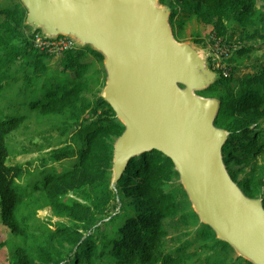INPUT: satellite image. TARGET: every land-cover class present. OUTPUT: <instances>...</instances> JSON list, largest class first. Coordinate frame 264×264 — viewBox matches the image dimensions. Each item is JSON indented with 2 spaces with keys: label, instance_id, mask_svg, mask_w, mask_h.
I'll use <instances>...</instances> for the list:
<instances>
[{
  "label": "trees",
  "instance_id": "16d2710c",
  "mask_svg": "<svg viewBox=\"0 0 264 264\" xmlns=\"http://www.w3.org/2000/svg\"><path fill=\"white\" fill-rule=\"evenodd\" d=\"M5 1L1 5L7 7L0 8V223L17 239L10 263L251 264L230 255L229 244L199 223L172 161L161 152L131 158L111 188L113 146L125 127L101 95L86 94L97 85L92 71L102 64V54L72 47L56 62L58 54L34 46L23 3ZM258 1L264 0H158L170 10L177 41L206 44L199 31H185L196 21L212 26L211 37L230 47L228 74L218 72L198 92L220 102L214 124L228 132L222 160L250 198L264 186V178L255 176L256 160L264 157V52L244 76L236 79L234 71L255 44H264V8ZM234 25L241 33L239 48L230 42ZM32 116L45 127L29 142L40 151L53 148L40 157L41 168L25 173L20 163L8 162L9 136ZM40 133L44 146L36 142ZM63 160L71 165L58 172L53 164ZM46 207L59 219H40L37 212ZM175 219L179 223L170 222ZM191 224L197 228L190 237L178 242L180 230L168 237L170 228ZM5 244L0 240V249Z\"/></svg>",
  "mask_w": 264,
  "mask_h": 264
},
{
  "label": "water",
  "instance_id": "95a60500",
  "mask_svg": "<svg viewBox=\"0 0 264 264\" xmlns=\"http://www.w3.org/2000/svg\"><path fill=\"white\" fill-rule=\"evenodd\" d=\"M26 25L102 54V98L125 129L113 146L119 179L131 158L168 157L198 220L251 264H264V206L244 194L222 160L228 132L214 124L220 102L195 94L219 73L177 41L158 0H21Z\"/></svg>",
  "mask_w": 264,
  "mask_h": 264
},
{
  "label": "rangeland",
  "instance_id": "374dc122",
  "mask_svg": "<svg viewBox=\"0 0 264 264\" xmlns=\"http://www.w3.org/2000/svg\"><path fill=\"white\" fill-rule=\"evenodd\" d=\"M16 1V0H15ZM21 1V0H20ZM4 2H6L5 0H0V8H6L7 5H1ZM258 6L264 8V1H258ZM28 30L31 31L33 30L34 27H32V25H26ZM38 28L35 33H39L41 35L42 30L40 29V27H36ZM211 28L212 26L210 25H204L201 23H198L196 21L190 22L189 25L186 28V33L187 35H189L192 31H199V33H201L202 39H204V41L206 42V44H200V43H196L193 40H191L190 38H188L187 40H184L182 42L187 43L188 45H190L203 59H206V54L207 52H210L209 49V44H210V39L212 38V34H210L211 32ZM233 31H235L234 36L230 39V42H232L233 44H237L238 48L240 47V44L242 45V38H241V33L238 31L237 26H233L232 27ZM35 33H31V34H35ZM32 42H33V38H32ZM78 43H75V45L73 46L74 49H81L79 48V46H77ZM257 49L255 51H251L249 54L243 55L240 59L239 62V67L236 68V70L234 71V76L236 79L244 76L249 70L250 68L248 67L251 62L254 60V58L261 56L264 52V44L263 43H257L255 44ZM85 47H83L82 49H84ZM209 49V50H208ZM237 51H235L233 53L234 56H236ZM56 60V62H60V56L58 54V56H53V60ZM230 64L232 66V68L234 67L235 63L234 61H230ZM96 68H93L92 72H96V74H94V80H95V76L97 77V85H95V87H93L90 91H86V94H92V93H98L99 95H103V91H104V87H105V83H106V70L104 68V63L102 62V64H96ZM98 70V73H97ZM91 72V70H90ZM94 85V84H93ZM196 95L202 96L200 95V93L198 91H195ZM205 97V96H202ZM45 125H36L35 121L33 120V116L29 117V120L25 122V124L19 128L18 130L14 131L10 136H9V141H10V147L12 150V154L9 157L8 162L11 164H16V163H20L25 170H29L32 173H34L36 171V169L39 167L41 168V161H40V157L43 156L45 154V152H47L48 150L52 149V148H46L44 145L46 144L44 142V140L42 139V135L41 134V138L40 137H36V142H38L39 144H43V150H38L37 149V145H34L32 143L29 142V136L32 135H36V132L42 128H44ZM54 134V138L56 139L58 131L53 132ZM45 135H47V133H45ZM20 151L21 153L14 156L13 153ZM26 151V152H24ZM257 164H258V169L255 172V176L257 178H264V157H260L257 158ZM56 168V170L62 171V169L64 167H69L71 165V161L70 160H63L61 162H56L53 164ZM245 172L246 171H250L251 170V166H246L245 168ZM244 173L239 175V179L243 178ZM116 179H114V174L112 172V177H111V188L115 189L116 187ZM180 182V181H179ZM20 183H22L23 185H25L26 180L22 179L20 181ZM261 194L257 196V198L259 199H263L264 197V186H261ZM191 207V206H190ZM37 216L42 219V220H50L51 223L55 222L56 220H58L59 218L55 217L52 215L50 208L46 207L44 209H40L37 212ZM64 219H60L59 221H63ZM175 220H170L171 223H179ZM199 223H201L199 221ZM182 228L180 229V225L178 226H174V229L170 228L169 231V236L171 235H176L177 232L180 230V234H179V239L178 242H180L181 240H184L186 237H190L189 232L192 231L194 232L195 229L197 228V225L195 224H191V225H184L181 226ZM177 231V232H176ZM174 238V237H173ZM0 240H4L5 241V247H3L2 249H0V264H11L10 263V253L13 249V245L14 243H16L17 239L14 238V236H12L9 233V230L3 226L0 223ZM175 241V238H174ZM173 243H177L173 242ZM230 255H234L238 256V254L232 249V251L230 250Z\"/></svg>",
  "mask_w": 264,
  "mask_h": 264
},
{
  "label": "built area",
  "instance_id": "2783aa9c",
  "mask_svg": "<svg viewBox=\"0 0 264 264\" xmlns=\"http://www.w3.org/2000/svg\"><path fill=\"white\" fill-rule=\"evenodd\" d=\"M33 35V44L35 47L41 50H47L54 54H59L61 51L70 49L74 46L73 41L67 37L59 36L56 39H46L39 33H35ZM208 47L210 49L208 61L211 69L215 72H221L222 74L227 75V59L231 55L230 47L222 42L221 39H217L215 37L211 38V42Z\"/></svg>",
  "mask_w": 264,
  "mask_h": 264
}]
</instances>
